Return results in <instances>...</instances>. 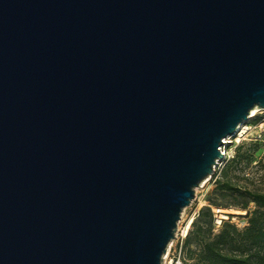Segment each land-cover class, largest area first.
Masks as SVG:
<instances>
[{
    "label": "water",
    "instance_id": "obj_1",
    "mask_svg": "<svg viewBox=\"0 0 264 264\" xmlns=\"http://www.w3.org/2000/svg\"><path fill=\"white\" fill-rule=\"evenodd\" d=\"M253 108L264 0H0V264H163Z\"/></svg>",
    "mask_w": 264,
    "mask_h": 264
},
{
    "label": "rangeland",
    "instance_id": "obj_2",
    "mask_svg": "<svg viewBox=\"0 0 264 264\" xmlns=\"http://www.w3.org/2000/svg\"><path fill=\"white\" fill-rule=\"evenodd\" d=\"M251 112L245 121L246 124L253 125L264 116V110H257L252 115ZM244 135L247 139L236 146L234 156L226 162H220L216 169L194 188L193 198L181 210L174 237L169 243L174 239L175 246V235H178L177 245L181 246L184 264H207L199 259L200 249L204 242L215 239V234L223 227V220L236 227L237 232L232 240L234 246L239 245V249H244V252L264 253V207L259 206L248 194L264 192V135L260 136L256 143L248 139L255 135L254 128L248 129ZM217 180L228 187H221ZM202 207H209L211 221L208 215L197 217ZM216 209H220V212ZM221 214L226 217H219ZM195 217L197 219L193 222ZM187 225V232L181 238L180 233ZM198 226L201 230H198ZM187 235L189 240L185 242ZM230 247V243L226 242L223 251L232 252ZM166 251L167 248L162 255L163 264H168Z\"/></svg>",
    "mask_w": 264,
    "mask_h": 264
},
{
    "label": "trees",
    "instance_id": "obj_3",
    "mask_svg": "<svg viewBox=\"0 0 264 264\" xmlns=\"http://www.w3.org/2000/svg\"><path fill=\"white\" fill-rule=\"evenodd\" d=\"M257 141L258 140H255L254 143ZM240 157H242V155H240ZM217 182L221 184V187H228L227 184L220 183V180H217ZM248 194L259 206L264 207V192H249ZM200 215H208L210 221L212 220L209 207H202L197 213V217ZM197 217L193 219V222ZM222 225L223 227L215 234V239L204 242L200 249V260H204L207 264H264V253L244 252V249H239V245H233L235 244L232 243L234 238L233 235L237 232L233 224L223 220ZM229 229H231V231H229ZM198 230H201L200 226H198ZM198 232L199 231H197V234ZM188 240L189 235L185 238V242ZM226 242L230 243V248L232 250L230 253L223 251Z\"/></svg>",
    "mask_w": 264,
    "mask_h": 264
},
{
    "label": "built area",
    "instance_id": "obj_4",
    "mask_svg": "<svg viewBox=\"0 0 264 264\" xmlns=\"http://www.w3.org/2000/svg\"><path fill=\"white\" fill-rule=\"evenodd\" d=\"M258 110L262 111L264 110V108ZM244 126H247L248 129H255V135L248 138L249 140L255 141L258 138H261L260 136L264 135V116H262L253 125L246 124L245 122L238 124L233 133L227 134L221 139V143L217 146L219 152L221 153V157L216 159V164L213 166V171L220 164V162H226L227 160L232 158L234 156L236 146L243 140L247 139V137L244 135L247 131H242ZM185 233L186 232H184L183 230L182 233H180V237H184ZM178 238V235H175V246L173 244L174 239L167 246L166 255L169 257L168 264H184L181 257V246L177 245Z\"/></svg>",
    "mask_w": 264,
    "mask_h": 264
},
{
    "label": "bare ground",
    "instance_id": "obj_5",
    "mask_svg": "<svg viewBox=\"0 0 264 264\" xmlns=\"http://www.w3.org/2000/svg\"><path fill=\"white\" fill-rule=\"evenodd\" d=\"M257 110H258V108H253V110L251 109V111H252V112L250 111L251 112V115L254 114ZM247 129H248V127L247 126L246 127L244 126L242 131H247ZM216 211H219L220 212V209H216ZM223 216L226 217V215H224V214L219 215V217H223ZM187 228H188V225L184 228V230H185L184 232H187Z\"/></svg>",
    "mask_w": 264,
    "mask_h": 264
}]
</instances>
